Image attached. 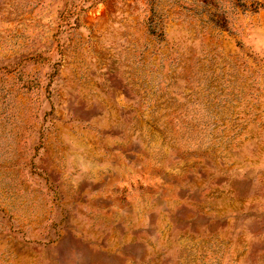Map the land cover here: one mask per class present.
Here are the masks:
<instances>
[{
    "label": "rangeland",
    "instance_id": "rangeland-1",
    "mask_svg": "<svg viewBox=\"0 0 264 264\" xmlns=\"http://www.w3.org/2000/svg\"><path fill=\"white\" fill-rule=\"evenodd\" d=\"M0 264H264V0H0Z\"/></svg>",
    "mask_w": 264,
    "mask_h": 264
}]
</instances>
